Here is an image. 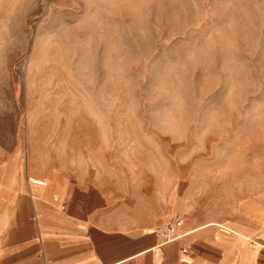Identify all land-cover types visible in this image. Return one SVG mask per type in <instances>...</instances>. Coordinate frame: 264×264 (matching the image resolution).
<instances>
[{
	"label": "rangeland",
	"instance_id": "374dc122",
	"mask_svg": "<svg viewBox=\"0 0 264 264\" xmlns=\"http://www.w3.org/2000/svg\"><path fill=\"white\" fill-rule=\"evenodd\" d=\"M4 170L135 225L257 233L264 0H0Z\"/></svg>",
	"mask_w": 264,
	"mask_h": 264
},
{
	"label": "crops",
	"instance_id": "0c3cea01",
	"mask_svg": "<svg viewBox=\"0 0 264 264\" xmlns=\"http://www.w3.org/2000/svg\"><path fill=\"white\" fill-rule=\"evenodd\" d=\"M182 222L162 245L155 226L126 222L102 188L67 195L0 177V264H264V227Z\"/></svg>",
	"mask_w": 264,
	"mask_h": 264
},
{
	"label": "built area",
	"instance_id": "2783aa9c",
	"mask_svg": "<svg viewBox=\"0 0 264 264\" xmlns=\"http://www.w3.org/2000/svg\"><path fill=\"white\" fill-rule=\"evenodd\" d=\"M32 184L38 187L46 186L45 181L37 180V179L32 180ZM182 227H183L182 220L174 219L168 221L162 228H159L156 234L161 239V244L165 245L178 240Z\"/></svg>",
	"mask_w": 264,
	"mask_h": 264
}]
</instances>
